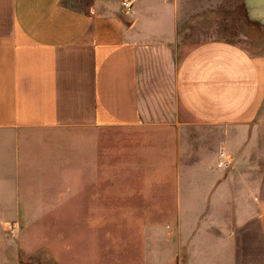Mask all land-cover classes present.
Segmentation results:
<instances>
[{
  "label": "crops",
  "instance_id": "obj_1",
  "mask_svg": "<svg viewBox=\"0 0 264 264\" xmlns=\"http://www.w3.org/2000/svg\"><path fill=\"white\" fill-rule=\"evenodd\" d=\"M129 1L131 9L123 0H0V222L24 202V131L175 119L183 127L223 129L220 161L233 158L231 169L244 166L240 173L261 172L199 185L205 202H217L227 188L235 203L252 204L228 234L225 259L221 247L200 240L193 249L184 240L177 246L169 228L168 243L151 247L148 264H264V164L254 169L258 158L264 163V50L219 31L186 39L201 15L221 27L223 0ZM242 7L249 24L264 27V0H242ZM162 50L172 75L151 92L154 70L147 71L146 59ZM162 82L173 101L167 115L157 109ZM215 230L210 234L221 235ZM13 242L0 225V264H23Z\"/></svg>",
  "mask_w": 264,
  "mask_h": 264
},
{
  "label": "rangeland",
  "instance_id": "obj_2",
  "mask_svg": "<svg viewBox=\"0 0 264 264\" xmlns=\"http://www.w3.org/2000/svg\"><path fill=\"white\" fill-rule=\"evenodd\" d=\"M221 8L220 28L214 27L217 20L201 15L186 39L219 31L250 50H264V27L244 19L242 0H223ZM168 54L162 50L146 59L147 71L154 70L147 77L151 92L157 80L172 75ZM162 90L157 109L167 115L173 101L166 98L165 84ZM221 130L143 119L137 125L24 131L20 179L26 186L18 189L24 202L0 222L14 241L15 255L23 264H148L151 247L167 244L166 229L174 228L177 246L184 240L193 249L200 240L221 247L225 259L228 234L252 204L235 203L227 188L217 202H205L199 185L254 179L261 171L240 173L244 166L231 169L233 158L220 161ZM258 159L255 170L264 164ZM213 214L219 218H210ZM213 230L221 235L213 236Z\"/></svg>",
  "mask_w": 264,
  "mask_h": 264
},
{
  "label": "built area",
  "instance_id": "obj_3",
  "mask_svg": "<svg viewBox=\"0 0 264 264\" xmlns=\"http://www.w3.org/2000/svg\"><path fill=\"white\" fill-rule=\"evenodd\" d=\"M123 5H125V7L127 9H131L132 7V1H129V0H123Z\"/></svg>",
  "mask_w": 264,
  "mask_h": 264
}]
</instances>
